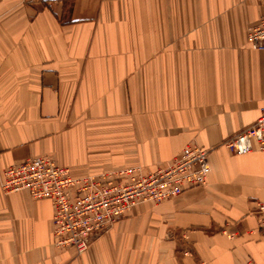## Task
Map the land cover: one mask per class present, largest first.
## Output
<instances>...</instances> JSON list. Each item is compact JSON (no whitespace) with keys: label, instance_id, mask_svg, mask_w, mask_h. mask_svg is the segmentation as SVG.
Returning a JSON list of instances; mask_svg holds the SVG:
<instances>
[{"label":"crops","instance_id":"0c3cea01","mask_svg":"<svg viewBox=\"0 0 264 264\" xmlns=\"http://www.w3.org/2000/svg\"><path fill=\"white\" fill-rule=\"evenodd\" d=\"M260 0H0V264H264V152L224 141L264 106ZM208 149L207 183L142 203L77 254L54 205L4 170L52 157L75 177ZM185 248L188 252H185Z\"/></svg>","mask_w":264,"mask_h":264},{"label":"built area","instance_id":"2783aa9c","mask_svg":"<svg viewBox=\"0 0 264 264\" xmlns=\"http://www.w3.org/2000/svg\"><path fill=\"white\" fill-rule=\"evenodd\" d=\"M260 2L263 15L249 32L247 42L264 53V0ZM223 145L239 155L264 152V106L248 127ZM209 154L208 149L188 144L179 155L149 172L137 165L81 177H75L69 167L58 165L52 157H31L4 170L1 189L5 194L26 190L34 199L51 200L56 246L82 254L138 205L158 204L205 185L211 171ZM256 213L264 232V203L258 204Z\"/></svg>","mask_w":264,"mask_h":264},{"label":"rangeland","instance_id":"374dc122","mask_svg":"<svg viewBox=\"0 0 264 264\" xmlns=\"http://www.w3.org/2000/svg\"><path fill=\"white\" fill-rule=\"evenodd\" d=\"M153 204H155V203H153Z\"/></svg>","mask_w":264,"mask_h":264}]
</instances>
